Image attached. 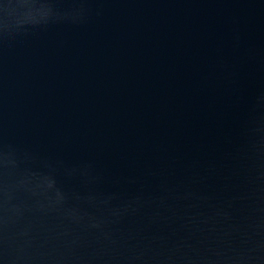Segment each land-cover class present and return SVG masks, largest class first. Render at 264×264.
Segmentation results:
<instances>
[{
	"label": "water",
	"instance_id": "1",
	"mask_svg": "<svg viewBox=\"0 0 264 264\" xmlns=\"http://www.w3.org/2000/svg\"><path fill=\"white\" fill-rule=\"evenodd\" d=\"M0 264H264V0H0Z\"/></svg>",
	"mask_w": 264,
	"mask_h": 264
}]
</instances>
